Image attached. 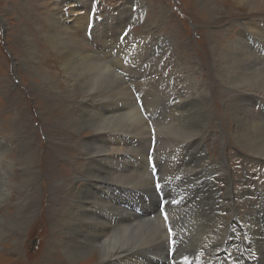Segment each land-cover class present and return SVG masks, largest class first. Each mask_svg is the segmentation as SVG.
<instances>
[{"label": "rangeland", "instance_id": "obj_1", "mask_svg": "<svg viewBox=\"0 0 264 264\" xmlns=\"http://www.w3.org/2000/svg\"><path fill=\"white\" fill-rule=\"evenodd\" d=\"M226 1L80 0L77 2L72 0H0V173L8 177L4 180L6 182L3 181V184H7L12 190L10 198L0 206V216L3 214L8 216L16 212L15 209L19 210L16 218L11 219L19 225V228L15 227L16 230L11 231V233H15L2 239L0 244V264H74L65 252L66 228L69 217L68 206L75 201L74 198H70L69 191L75 186L79 187L84 184L83 181L77 178V173L81 172L82 165L85 162L83 156L87 154L82 142H91V138L95 133L87 132L89 130H85L82 123L92 118L101 119L104 116H112L113 112L107 111V107L112 108L117 104L122 106L128 101L121 98L116 102L122 96L120 92L114 95L106 90L96 93L98 89L91 94V97L88 96L87 99L80 98L77 103V100H72L67 96L68 94L64 91L66 90L65 84L58 83V85L53 77L52 80L47 76L41 78V70V72H63L60 61L56 57L57 51L49 46L48 39L41 34L42 27H48L44 23L43 15L46 10L48 12L52 9L55 10L56 16L60 19L59 21L63 25L69 26L67 29L70 34L76 36L81 44L89 45L95 54L105 60L112 71L128 86L127 88L130 89L131 94L129 102L132 104L128 105L126 102L127 105L125 104L124 111L128 112L135 109L146 123V131L138 132L142 135H134L126 127H122V129L116 131L97 135L95 140L96 145L111 149L110 141L116 135H121L126 139L136 137L135 144L128 146L129 148L111 149V153H100L102 154L101 158L108 157L111 160L108 164L109 170L120 167L116 159L122 154L133 155L134 158L142 159L143 164L141 166L140 163H137L133 166L138 167L130 170L135 173H145L143 176L142 174L134 176V180L138 178L136 182L133 180L131 183H136V185L129 186L126 183L117 181L115 183V181L109 180L112 182L111 187L115 196V204L118 206L123 205L122 214L126 215V204L131 203L133 201L132 196H134L127 191V188H136L137 185H141L139 187L151 189L150 191L153 189L155 192L158 191L164 200H179L171 205L164 204L161 208L163 217L164 212L168 213V220L163 219L172 227L175 233L173 237L170 236V240L175 239L177 242L176 248L179 246L178 249L169 253L170 257L173 258V262L183 264L188 261L195 262L196 256L200 252L199 248L202 246L205 249L211 245L214 234L209 230H213L219 235V239L217 236L214 237L217 241L213 239L217 247H222L227 236L224 250L222 252L218 251V256H216L218 259L217 264H248L251 259L250 253L247 251L242 252L241 248L248 245L251 241L250 235L254 234L246 230L243 231L242 226L243 222H258L259 218L264 220V203L262 201L264 196V158H260L246 149L239 140V135H235L230 102L234 105L241 102L243 108L250 109L253 114L264 117V92L262 91L263 87L256 88L257 94H248L245 99H240L238 92L235 91L236 86L227 77L229 73H233L234 65L231 64V66L230 63L231 60L236 59L234 57L236 53L249 52L248 54L252 58L254 55L257 63L264 65V37H262L264 36V20H261L264 17L258 18L259 12L255 11L250 14L245 8H236L237 6L231 2L232 0ZM214 4H218L215 10ZM63 10L65 11L63 12ZM60 11L65 16L60 15ZM215 15H217V18ZM257 18L260 19V22ZM147 28L163 29L158 32L156 30L147 31ZM227 50L230 55L228 56L230 63L225 62ZM229 50L232 52H229ZM194 63H197V66ZM35 66L38 67V73ZM239 73H250V71L240 70ZM224 82H227V84ZM228 83L230 84L228 85ZM52 85L53 87H51ZM43 86L46 87L43 88ZM205 87H208L207 90ZM57 90L59 91L56 92ZM100 98L102 99L100 100ZM250 98L261 103L259 105L252 103L249 100ZM201 107H204L205 112L209 115L210 123L208 122L205 127L209 135L207 134L204 137V141L206 155L210 157V160L206 159L205 156H200L192 161H187L188 163H182L184 169L180 172L170 173L166 171L161 173L162 166H170L176 163L173 151L176 150L179 143L170 139L172 138L170 131L175 132L177 129L181 130L191 125L193 118ZM121 109L120 112L122 113ZM104 110L107 113L111 112L112 115L103 114L105 113ZM234 112L237 114L238 111L234 110ZM69 113L70 115H68ZM65 115L69 117L67 118ZM74 116L75 118H73ZM208 118L206 119L208 120ZM74 122L82 124L83 129L80 133L75 132L77 130L73 126ZM169 124H172V127ZM106 128L109 129L111 126L108 125ZM234 135L237 137H234ZM164 144L166 147H164ZM91 145L93 146L92 142ZM7 159L10 160V164L7 163ZM151 161H155L156 167L159 168L160 178L158 181L162 185L161 190L155 187L157 183L154 180V167L150 165ZM11 164L14 167L11 168ZM218 164L222 166L220 171L222 177L221 179H215V184L217 188L222 189L231 182L229 188L232 191V202L228 209L225 205H221V208L215 211L213 215L215 220L206 221L202 216L209 218L210 213L208 209L199 207L206 204L208 194L205 191L207 190L213 195L216 188L206 182V178L210 175L198 177L200 170H193L195 176L191 177L187 174L188 168L213 166L216 168ZM128 172L125 174H128ZM26 175L31 180L25 177ZM147 178H149V181L145 183ZM185 178L190 179V181H185ZM17 179H21L20 182ZM124 181L127 182L125 178ZM195 182L202 186L199 187L197 184L196 187ZM20 186L24 187L21 188ZM175 194L176 196H173ZM54 195H57L56 198ZM105 195L103 196L105 197ZM244 196L247 199H244ZM227 197V200H229L228 194ZM18 199H20V202L24 199L21 202L22 209L19 204H16ZM180 199L184 200L180 201ZM249 202L252 203L254 208L252 213L250 211L252 207L247 204ZM214 206L215 203L213 202ZM112 212L113 210H109V213ZM96 214L95 211L92 215L101 218ZM74 217L76 218L71 221L73 224L79 220L78 214H75ZM177 220H180V222ZM228 221L230 222L229 227ZM209 223L210 225H208ZM101 228L105 231L106 225L104 224ZM260 231L264 235V224ZM243 234L245 245L240 242L243 239ZM15 240L17 242L13 243ZM92 244L93 242H88L83 246L91 247ZM190 244L192 246L185 251V247L190 246ZM255 244L256 246L260 245L258 242H255ZM174 249L175 245L172 250ZM95 255L91 254L84 257L85 259L82 258L79 264H101L102 260ZM222 255L224 258H221ZM91 256L94 259L89 262ZM185 256L188 258L187 261L184 260ZM258 258L261 259L259 255ZM129 264H132V262Z\"/></svg>", "mask_w": 264, "mask_h": 264}, {"label": "bare ground", "instance_id": "obj_2", "mask_svg": "<svg viewBox=\"0 0 264 264\" xmlns=\"http://www.w3.org/2000/svg\"><path fill=\"white\" fill-rule=\"evenodd\" d=\"M72 1L79 2L80 0H72ZM210 2H212V1H210ZM231 2H233L234 5L237 6L236 8H242V9L245 8L246 10L249 11L250 14L253 13V12H255V11L259 12L258 13V18H260L261 16L264 17V0H232ZM131 3H133V2L131 1ZM205 4H207V3H205ZM216 5H218V4H216ZM216 5L214 4V6H213L214 7V10L217 8ZM221 9H222V6H221ZM52 10L51 11L49 10L48 12L46 10L45 13H44V15H43L44 23L48 27H42L41 34H43L44 36H46V38L48 39V43H50V45L49 44L48 45L49 46H52L51 48L54 51H57L56 57L58 58L57 60L60 61V66H61L63 72H59V71L50 72V71H45L46 69L44 70L45 72H41L42 71L41 70L40 71L41 78L43 79V78H45L47 76L50 80H52V77H53V78L56 79V82L55 83H57V84L58 83L59 84H61V83L65 84L66 85V90H64V91L68 94L67 96H69V98H71L72 100H77L76 101L77 103L79 102L80 98L87 99L88 96L91 97V94L94 93V92H96L99 89L96 93H98L99 91H105L106 90L108 92L110 91L114 95V94H117L118 92H120V94H122V96L118 100H116V102L119 101L122 98V99H127L128 100V101H126L128 103V105L129 104H132V103L129 102L131 100V98H130L131 94L129 92L130 89L128 90V88H127L128 86H126L124 84V82L112 71L111 67L108 65V63L105 60H103L101 57H99V56H97L95 54V52L91 49V47H89V45H86V44L83 45V44H81V42L79 41V39L76 36L70 34L69 30L67 29V28H69V26L63 25L59 21L60 19L56 16L55 10H53V11ZM64 11L65 10H63V12ZM63 12L60 11L59 14L65 16V14ZM215 16L217 18V15H215ZM258 18H257V20L260 22V19H258ZM261 20H264V19H261ZM135 21H136V19H135ZM149 24H150V22H149ZM145 25H146V23H145ZM161 25L163 26L164 24H161ZM162 29L159 30V29H155V28L154 29L153 28H149L147 31L156 30L158 32H161ZM250 29H251V27H250ZM242 30H243V28H242ZM94 33H96V32H94ZM44 36H43V38H44ZM213 36L215 37L214 34H213ZM262 37H264V36H262ZM215 40H214V42H215ZM240 40H243V39H240ZM186 41L188 42V40H186ZM184 45H185V43H184ZM216 45H217V43H216ZM236 46H237V44H236ZM127 49H128V47H127ZM238 50H240V49H238ZM229 52H232V51L229 50ZM248 53H246V52L245 53L244 52L243 53H236L235 54L236 56H234L236 59L235 60H231L232 61L231 62L229 60V58H228V56H230V55L228 54V50H227V57H226V61H225V62H229V63L231 62L230 65L231 64L234 65V68L232 67L233 68V73L232 74H230L227 71V73H229V76L227 78H230V81H232L233 84L236 86L235 87L236 88L235 91L238 92L240 99L241 98H244L245 99V96H247L248 94H254V95L257 94L256 88L263 87V90L262 91L264 92V65L257 63V61L254 59V55H253V58H252L251 55H249ZM39 54H40V52H39ZM191 54L193 55L192 52H191ZM191 54H189V55H191ZM215 56H217V55H215ZM176 58H174V59H176ZM178 58H179V56H178ZM191 59H189V60H191ZM195 60H197V59H195ZM196 64H195V66H197ZM129 65H131V64H129ZM35 67H37V66H35ZM190 67H192V66H190ZM235 67H237V68H235ZM35 69L37 70L38 67L35 68ZM240 70H248V71H250V73L240 74L239 73ZM38 72H39V70H37V73ZM152 73H154V72H152ZM220 74L223 75L222 73H220ZM37 75L39 76V74H37ZM174 77H176V76H174ZM163 80H164V78H163ZM47 81H48V79H47ZM183 82H184V80H183ZM202 82H205V81H202ZM40 83H41V81H40ZM49 83H50V81H49ZM149 84H151V83H149ZM225 84H227V82ZM229 84L230 83H228V85ZM42 85H44V84H42ZM45 87L43 86V88H45ZM51 87H53V85ZM207 88H206V90H207ZM48 89H47V91H48ZM172 89H173V87H172ZM58 91L59 90H57L56 92H58ZM202 91H203V89H202ZM41 92H43V91H41ZM205 93H207V92H205ZM49 94H50V91H49ZM63 94H62V96H63ZM250 96H252V95H250ZM101 99L102 98H100V100ZM227 99H229V98H227ZM227 99H225V100H227ZM249 100L252 103H256L257 105H259L261 103V102H257L255 100H253V98H250ZM55 101H57V100H55ZM126 102L124 104H122V106H120L119 104H117L116 106H113L112 108L107 107L106 110L113 112V115L111 114V112L107 113L104 110L105 113H103V114H105V115L108 114V115H112V116H104V117H101V119L100 118H98V119H93L92 118V119H88L86 122H83L82 123L85 126V130L86 129L89 130L87 132H89V133L95 132V133L93 134V137L91 138V142H92L93 146L91 145V142H87V141H83L82 140L83 141L82 143H83V145L85 146V148L87 150L86 151L87 154L83 156L84 159H85V162L82 165L81 172L77 173V178L80 181H83L84 184L81 185V186H79V187H76L75 186V187H73L69 191L70 198L71 199L74 198L75 201H73V203H71V205L68 206V208H69V212H68L69 217H68V224H67V228H66L67 229V237L65 238V247H66L65 252L67 253L69 259H71L74 264H79L80 261L82 260V258H84V257H86L88 255H91V254L92 255L96 254L95 256H97L98 259H101L102 260V263L101 264H129L130 262H132V264H173V258L170 257V254L169 253L170 252H173V251H175L176 249L179 248V246H177V248H176V244H175V249L172 250L174 248V245L171 244V240H170V236H172V235L169 234V226L170 225L163 219L164 218L163 215H162L163 211H162V209L160 207V199L158 198V194H160V193L158 191L155 192V191H153V189H152V191H150L151 189L149 190V189H147L145 187H139L141 185H137L136 188H134V187L133 188H127V191L130 192L131 195H134V196H132L133 197V201L131 203H127L126 204L127 205V210H126L127 213H126V215H123L122 214L123 205L118 206V205L115 204V196L112 193L113 188L111 187L112 182H110L109 180L115 181V183H116V181L119 182V183L120 182L126 183V185H129V186L130 185H136V183L135 184L134 183H131L134 180V176L135 175H141V174L143 176V175H145V173L144 172L135 173V172H132L130 170H132L134 168L136 169L138 167V166H133V165H135L137 163H140V166H141L143 164V162H142V159L141 158H138V157L134 158L133 155H125V154H122V155H120V157L118 159H116V160H118V162L120 164V167H118V168H112L111 170H109L108 169V166H109L108 164H109V162H111V160L108 157L107 158H101V155L102 154H100V153H109V152L111 153V149H123V148L125 149V147H128V146H131V145H134L135 144L136 137H133V138H130V139H126L125 137H123L121 135H116L114 137V139L110 141V148L111 149H107L108 147L106 148L105 146L103 147L101 145L100 146L96 145L95 144V142H96L95 140L97 138V135L103 134L105 132L108 133L110 131H116L118 129H122V127H126L129 130V132L133 133L134 135H140L141 133H138L139 131H141V132H145L146 131V123L138 115V113H137V111L135 109H131V110L128 109V110H130L128 112H125L124 111L125 110V107L127 105ZM179 104H180V102H179ZM241 105H242L241 102L238 103L237 105H234L233 103L230 102V106L232 107V113H233L232 114V123L234 124V130L233 131H234L235 135L236 134L239 135V140L241 141L242 145L246 149H248L250 152L255 153L258 157L264 158V117H262L260 115L253 114V112L250 109L243 108V106H241ZM82 106H83V104H82ZM66 108H68V107H66ZM120 109H121L122 113L120 112ZM211 110H213V109H211ZM234 110L238 111L237 114L234 112ZM85 112H87V111H85ZM85 114H87V113H85ZM68 115H70V113ZM244 115H245V117H244ZM205 116H206V118H208L209 115L205 112L204 107H201V109L198 110L197 115H195V117L193 118V123L191 125L188 124L189 126H186V127L182 128L181 130L180 129H177L176 130L174 128L176 130L175 132L174 131H170L172 133V138H170V139L176 140L179 143L176 146V150L173 151V157L175 158L174 161L176 163H174V164H172L170 166H167V165L162 166L161 173L166 172V171L167 172H170V173L180 172V171H182V169H184V167L181 165L182 163L185 164V162H187L189 160L192 161L193 159H196L197 157H200V156H205L206 159L210 160V157L206 155V145H205V141H204V137L208 134V131H207V129L205 127H206L207 123L209 122V118L207 120L205 118ZM86 117H87V115H86ZM73 118H75V116ZM177 119H178V117H177ZM214 119H216V118H214ZM78 122H74L73 123L74 128L77 130V131H75L76 133H80L81 132V129H83L82 128V124H80ZM108 125L111 126V128H109V129L106 128V126H108ZM161 125H163V124H161ZM169 125L171 126L172 124H169ZM239 127H241V129H239ZM128 130H126V131H128ZM231 130H232V128H231ZM162 132H163V130H162ZM65 133H68V132H65ZM235 135H234V137H237ZM232 140H233V138H232ZM77 145H79V144H77ZM226 146H228V145H226ZM132 147H131V149H132ZM164 147H166V145ZM119 151H121V150H119ZM126 151H127V149H126ZM29 155H30V153H29ZM26 157H29V156H26ZM19 158H20V156H19ZM201 161H203V160H201ZM14 162H15V160H14ZM7 163L10 164L11 163L10 160L7 159ZM8 164H6V165H8ZM201 164H202V162H201ZM198 165H199V162H198ZM214 165H215V163H214ZM187 166H189V165H187ZM12 167H14V166H12V164H11V168ZM221 168H222V166L219 165V164L217 165L216 168L214 166L213 167H204V168H190V169L188 168V173L187 174L189 176H191V177H194L195 176V174L193 173L194 172L193 170H200L199 175H197L198 177H201V176H204V175H210V176H208L206 178V182L208 183V185L211 184L214 188H216V191H214L213 195H211V193H209L207 190L205 191L206 194H208V198H207L206 204L201 205L199 207V208L208 209V212L210 213L209 218H206V217L202 216V218H204V220H206V221H213V220H215L214 219V216H213L215 214V211L217 209L219 210L221 208V205H225L226 208L228 209L230 203L232 202V200H231L232 191L229 188V185L231 186V182H229V185L228 186L223 187L222 189L219 188V187L217 188V186L215 184L216 183L215 182V179H221V177H222L221 174H220L221 173L220 172L221 171ZM38 169H40V168H38ZM21 171H22V169H21ZM126 172H128V174H125ZM25 177H27V178L30 179V177H28L27 175ZM9 178H10V176H9ZM124 178L127 180V182L124 181ZM6 179H8V177L5 176L4 174H1L0 173V206L4 203V201L8 200V198H10V194H12L11 188L8 187L7 184H3V181L6 180ZM26 179H24V180H26ZM136 179L134 180V182H136ZM18 180L19 179H17V181ZM20 180H19V182H20ZM184 180L185 181H190V179H187V178H185ZM148 181H149V178L145 179V183L146 182L148 183ZM4 182H6V181H4ZM21 183H22V181H21ZM154 183H155V181H154ZM92 184H94V185H92ZM169 184H171V183L169 182ZM195 184H196V187H197V184H198L199 187L202 186V185L200 186L199 183H197V182H195ZM20 187L23 188L24 186L23 187L20 186ZM27 187H29V186H27ZM35 189H36V187H35ZM223 190H224V193H223ZM104 194H106L105 197L103 196ZM176 194L173 195V196H176ZM227 194L229 195V198H230L229 200H227V198H228L227 197ZM119 195H120V193H119ZM22 196H23V194H22ZM56 196L54 195L55 198H56ZM161 198H162V196H161ZM184 199H187V198H184ZM184 199H180V201H182ZM244 199H247V198L244 196ZM262 199H263L262 201L264 203V196H263ZM23 200L21 202H23ZM127 200H128V198H127ZM176 201H179V200H176ZM21 202H20V199H18V201H17L16 204H19L20 205V208L22 209ZM213 202L215 203V206L214 207H213ZM33 204H36V203H33ZM247 204H249L252 207V209L249 208L250 211H251V213H252L253 210H254V208L252 206V203L249 202ZM263 208H264V206H263ZM15 210H17V211L14 212V213H11L8 216H5L4 214L0 216V226H1L0 227V244L2 242V239H4L5 237H9L12 233H15V232H12L11 233L12 230L13 231L16 230V229H14L15 227L19 228V225L14 220L13 221L11 220V219H15L16 216L19 213V210L18 209H15ZM23 210H25V209H23ZM109 210H113V212L112 213H109ZM95 211H96V213L101 218H97V217H94L92 215ZM2 213H3V211H2ZM75 214H78L79 220L76 223L73 224L71 221H72L73 218H76V217H74ZM192 214L194 215V212ZM207 215H208V213H207ZM28 217H31V216H28ZM177 221L180 222V220H177ZM104 224L106 225V230L105 231H103L102 228H101ZM176 224H177V222H176ZM227 224H228V227H229L230 226V222L228 221ZM263 224H264V220L262 218H259L258 222H254V221L253 222H243V226H242L243 231L246 230L249 233H253L254 234V235H250L251 236V241L248 243V245H245L244 234H243V239L240 240V242L243 245H245V246H243L241 248V251L242 252L247 251V252L250 253L251 259L249 260L248 264H264V235L260 231L261 228H262V226H263ZM20 225H21V223H20ZM208 225H210V223ZM118 226H120V227H118ZM181 231H182V229H181ZM209 232H211V233L214 234V236L212 237L211 245L208 246V247H206L205 249H203V247L201 246L199 248V251L200 252L196 256L197 257L196 261L195 262L188 261L185 264H197V262H199V264H217L218 263V259L216 258V256H218V251H221L222 252L224 250V247H225L224 243H226V241H227V236H226V238H225V240L223 242V245L224 246L222 245V247L221 246L220 247H217L215 245V242L213 241V239H214L215 236H217V238L219 239V237H218L219 235H217L216 231L214 232L213 230H209ZM180 233H182V232H180ZM203 233H205V232H203ZM177 234H179V233H177ZM196 234H198V233L196 232ZM214 240L217 241V239H214ZM16 242L17 241L15 240L13 243H16ZM88 242H93V244H92L93 246H91V247H85V246H83L85 243H88ZM255 242H258L260 245L259 246H256ZM191 246L192 245L190 244V246L185 247V251H187ZM123 248H126V249H123ZM210 250H211V252H210ZM258 255L261 257L262 260L258 258ZM221 258H224V256L222 255ZM92 259H94V257H92L89 262H92L91 261ZM182 259H183V257H182ZM176 264H183V263L176 262Z\"/></svg>", "mask_w": 264, "mask_h": 264}, {"label": "snow or ice", "instance_id": "obj_3", "mask_svg": "<svg viewBox=\"0 0 264 264\" xmlns=\"http://www.w3.org/2000/svg\"><path fill=\"white\" fill-rule=\"evenodd\" d=\"M155 187H156V188H159V184H156ZM158 198L160 199V207H161V208H163L164 204H169V205H171V204L176 203L175 200H164V199H162V198H161V194H158ZM164 218H165L166 221L168 220V213H167V212H164ZM169 234L172 235V236L175 235V233L173 232L171 226H169ZM176 243H177V242H176L175 239L171 240V244H172V245H175ZM187 259H188V258L185 256V257H184V260L187 261ZM173 264H176V262L174 261Z\"/></svg>", "mask_w": 264, "mask_h": 264}]
</instances>
